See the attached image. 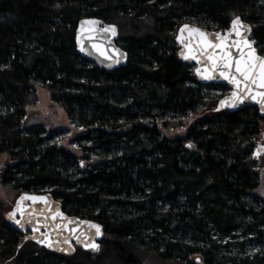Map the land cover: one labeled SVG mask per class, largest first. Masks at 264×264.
<instances>
[{"label":"trees","instance_id":"1","mask_svg":"<svg viewBox=\"0 0 264 264\" xmlns=\"http://www.w3.org/2000/svg\"><path fill=\"white\" fill-rule=\"evenodd\" d=\"M89 15L117 24L125 65L104 69L77 52L75 24ZM236 15L263 53L264 0H0V153L11 159L0 183L48 191L104 229L97 252L58 254L24 239L0 198L1 263L264 264L251 156L264 116L215 109L229 87L201 84L174 42L182 22L224 30ZM38 85L83 128L71 142L79 155L61 146L63 131L23 125ZM188 117L185 133L162 132Z\"/></svg>","mask_w":264,"mask_h":264},{"label":"water","instance_id":"2","mask_svg":"<svg viewBox=\"0 0 264 264\" xmlns=\"http://www.w3.org/2000/svg\"><path fill=\"white\" fill-rule=\"evenodd\" d=\"M235 17H240V23L246 27H237V29L232 30V35L227 37L228 41H240V47L245 52L250 51V49L246 47L244 41L254 42L252 47L257 50L258 55L264 56V54L259 53L255 42L256 40L252 38V28L249 22L242 19L240 15H236L231 18L229 26L224 30L205 28L189 21L180 23L177 26L174 35V42L177 46V57H179L184 63L193 65L192 69L195 78L201 84L215 83V81L227 84L229 91L218 97L215 109L235 111L244 106L252 105L257 108L259 116H264L262 105L258 102L260 100L258 95V92L260 91L259 89L254 87L244 101L240 102L233 97V92L236 91L234 84L230 83L220 75V72L223 71L222 68H217L213 72L212 65L210 63H205L206 57L204 56L198 55L196 59H184V56L192 55V44L197 42L196 40H193L185 46L188 37L193 35V28L201 29L207 33L227 34L231 29L232 21ZM184 25H189L190 28L181 32V28ZM106 27L107 31H104ZM113 27L115 29V34H113ZM237 31L240 33V36L235 34ZM78 34L80 37L79 44L77 43ZM117 34L118 26L116 23L105 21L96 16H84L79 18L75 24L73 36L75 48L83 58L90 62L92 61L98 67L104 69L118 68L127 63L128 53L124 48H121V46L118 45ZM178 36L180 37L179 40L177 39ZM241 36L243 37V40H241ZM81 46H85L86 50L81 51ZM197 51H199V49H197ZM231 52L237 57L240 56V52H238L235 47L231 49ZM181 53H183V55H181ZM209 74L214 78L205 79L204 77ZM252 97H255V99ZM221 101H224V103L222 104ZM262 152H264V145L259 144L255 147L253 152H251V156L256 160ZM21 197H46L47 199L33 201L31 199H21ZM14 200L12 207L4 213V218L10 223V225L16 227L20 232L25 233L24 239H30L37 245L62 255L72 254L75 251V245L80 246L83 250L90 253L99 250V244L104 234L103 225L90 218L85 219L66 213L62 210L61 202L58 199L53 198V195L50 192L46 191L37 193L21 191ZM57 209L59 212L63 213V217L57 216L53 219L52 217ZM9 213L13 214L11 218L8 216ZM17 221L20 223H17ZM92 225H98L99 232L96 228L92 227ZM34 229H38V231H34ZM69 229H75V232H70ZM45 236H48L49 239H44ZM33 237H36V239H33ZM49 243H51L50 247L48 246ZM93 245L98 246V250L94 249ZM0 264L3 263L0 262Z\"/></svg>","mask_w":264,"mask_h":264},{"label":"snow or ice","instance_id":"3","mask_svg":"<svg viewBox=\"0 0 264 264\" xmlns=\"http://www.w3.org/2000/svg\"><path fill=\"white\" fill-rule=\"evenodd\" d=\"M237 27H246L242 23H240V17H235L233 19L231 29L227 34L207 33L201 29L193 28V35H190L188 37V41L186 42L185 46H187V43H191L193 40H196L197 42L192 44V55L184 56V59H196L198 55L204 56L206 57L205 63H210L212 65L213 72L217 68H222L223 71L220 72V75L230 83L234 84L236 91L233 92V97L238 99L240 102L244 101L248 94L252 92L254 87L259 89L260 91L258 92V95L260 97V100L258 102L261 103L262 110H264V56L258 55L257 50L252 47V44L254 42L244 41L246 47L250 49V51L245 52L240 47V41H228L227 37L232 35V30L237 29ZM188 28H190L189 25H184L181 28V32H184V30ZM104 31H107V27L104 29ZM113 34H115L114 27ZM235 34L237 36H240V33L238 31ZM177 39L179 40L180 37L178 36ZM241 40H243L242 36ZM77 43H80L79 34L77 36ZM233 47H235L237 51L240 52L239 57L235 56L231 52V49ZM197 49H199V51H197ZM80 50L85 51V46H81ZM181 55H183V53H181ZM204 78L211 79L214 77L209 74ZM252 98L255 99V97ZM221 103L223 104L224 101H221ZM189 146L191 147V145ZM21 199H31L33 201H37L46 200L47 198L21 197ZM12 215V213H9V218H11ZM57 216L63 217V213L59 212L58 209L56 210L52 218L55 219ZM17 223L20 222L17 221ZM92 227L96 228L99 232L98 225H92ZM34 231H38V229H34ZM69 231L75 232V229H69ZM33 239H36V237H33ZM44 239H49V237L45 236ZM48 246L50 247L51 243H49ZM93 248L98 250V246L96 245H93Z\"/></svg>","mask_w":264,"mask_h":264},{"label":"rangeland","instance_id":"4","mask_svg":"<svg viewBox=\"0 0 264 264\" xmlns=\"http://www.w3.org/2000/svg\"><path fill=\"white\" fill-rule=\"evenodd\" d=\"M241 18L249 22L247 19L243 18V16H241ZM261 54H264V52ZM35 88L37 92V99L33 105L27 107L23 125L26 126L42 125L47 131H53V130L63 131V135H61L62 138L60 139L61 146H64L66 149L71 150L73 153L79 155L81 151L79 150V148H77V146H75L71 142L72 139L75 137V135H78L79 133L84 131L83 128L72 123V121L67 116L64 108L57 102L51 100L50 93L48 92L47 89L43 88L40 85L36 86ZM192 119H193L192 117L183 118L182 122H180V124L177 126H171V127L169 126L167 128H161L162 132L169 136L176 134H183L185 133L184 130H186L188 125L191 124ZM260 125H261L260 133L258 137L255 140H253L254 145L252 147V151L255 149L257 145L259 144L264 145V121H261ZM10 160L11 159L9 155L0 153V172L3 168L4 162H8ZM97 160L98 159L96 156H91L87 159H84L83 165L94 163ZM254 164H255L254 169L258 172L257 177L259 180L257 189L254 190L258 196L264 199V152H262L258 156ZM17 195H18L17 190L9 188L6 185L4 186L0 183V198L6 204L10 205V208L14 204L15 201L14 199L16 198ZM23 234L25 236L24 232ZM140 264H173V263L160 261L153 257H149V258L146 257L142 262H140ZM177 264H183V263H177ZM193 264H200V261H195Z\"/></svg>","mask_w":264,"mask_h":264}]
</instances>
